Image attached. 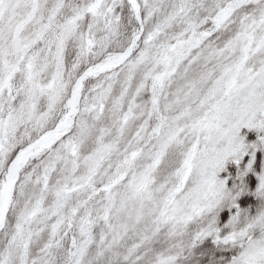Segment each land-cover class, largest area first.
<instances>
[{
  "label": "snow or ice",
  "instance_id": "obj_1",
  "mask_svg": "<svg viewBox=\"0 0 264 264\" xmlns=\"http://www.w3.org/2000/svg\"><path fill=\"white\" fill-rule=\"evenodd\" d=\"M0 264H264V0H0Z\"/></svg>",
  "mask_w": 264,
  "mask_h": 264
}]
</instances>
